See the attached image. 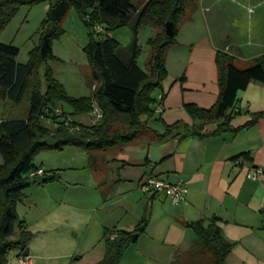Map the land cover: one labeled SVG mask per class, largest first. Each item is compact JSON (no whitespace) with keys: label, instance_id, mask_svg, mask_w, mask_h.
I'll return each mask as SVG.
<instances>
[{"label":"crops","instance_id":"obj_1","mask_svg":"<svg viewBox=\"0 0 264 264\" xmlns=\"http://www.w3.org/2000/svg\"><path fill=\"white\" fill-rule=\"evenodd\" d=\"M196 2L189 19L179 25L177 42L166 48L167 76L156 90L163 93L161 111L154 107L153 115L141 116L147 128L132 141L92 151L95 164L103 166V171L94 170L92 179L98 184V225L105 240L90 264L103 257L108 231L118 229L137 235L116 264H169L177 253L193 248L196 234L183 222L201 218H215L222 235L234 243L224 264H264V117L237 132L200 137L191 132L194 122L184 107L187 102L209 107L216 101L218 49L227 47L239 66L264 55V0ZM248 7L254 14L243 18L241 10ZM152 29L149 36L155 33ZM237 96L239 113L231 119L232 127L264 110V83L252 80ZM176 121L187 127L165 136L155 134ZM242 151L251 160L233 158ZM253 169H259L255 178L247 176ZM149 173L170 181L184 179L185 199L174 204L162 192H143L139 184ZM74 255L67 254L63 264H78L81 255Z\"/></svg>","mask_w":264,"mask_h":264},{"label":"trees","instance_id":"obj_2","mask_svg":"<svg viewBox=\"0 0 264 264\" xmlns=\"http://www.w3.org/2000/svg\"><path fill=\"white\" fill-rule=\"evenodd\" d=\"M42 1L45 0H0V32L18 6ZM48 1L37 43L29 49L26 61H17L18 46L0 41V97L3 104L26 105L20 116L0 117V264L7 263L11 248L24 250L32 235L22 220L18 221L17 229L14 226L18 219L16 203L22 197V190L37 180L44 182L57 178L55 171L30 175V171L38 167L33 163L34 155L41 149H61L68 144L88 151L106 150L132 141L146 129L141 116L154 113L157 102L154 92L161 88L167 76L166 48L177 42L179 25L189 19L197 5L196 0H146L142 4H134L132 0ZM70 7L76 10L88 35L83 49L90 66L89 83L95 85L90 96L78 98L67 94L47 63L55 58L52 43L64 32L62 22ZM167 21L173 22L172 35L165 33ZM96 24L102 26V32L95 31ZM128 24L132 28L131 39L122 45L111 32ZM143 26L155 28L154 35L146 40L149 52L145 68L137 62L142 51L138 31ZM42 64H45L43 88L37 76ZM215 64L218 95L214 104L209 107L193 102L184 104L194 122L190 130L200 137L224 131L237 132L264 117V110H260L253 112L241 126L232 127L230 123L239 113L230 110L237 105L238 91L245 89L252 80L264 83V55L239 66L233 55L218 49ZM100 84L102 90L98 92ZM93 99L103 111L102 120L97 124L86 125L70 119L66 125L54 110L68 102L73 113L85 114L90 111ZM64 114L70 118L65 110ZM46 120H50L52 126L46 125ZM75 124L79 128L71 129ZM209 124L214 127L208 129ZM182 126L187 127V123L165 124L164 131L155 134L165 136ZM239 157L251 160L247 151L239 152L233 158ZM183 223L192 227L196 234L193 248L187 252L188 256L177 253L169 264H224L234 243L222 235L216 219L201 218ZM112 231H115L113 237L110 236ZM131 234L132 231L121 229L108 231L104 255L94 264H116L131 241Z\"/></svg>","mask_w":264,"mask_h":264},{"label":"rangeland","instance_id":"obj_3","mask_svg":"<svg viewBox=\"0 0 264 264\" xmlns=\"http://www.w3.org/2000/svg\"><path fill=\"white\" fill-rule=\"evenodd\" d=\"M229 1L235 4L233 1L238 0ZM48 7V0L33 5L18 6L0 32L1 42H11L18 46L17 61H26L29 49L37 43L38 30ZM262 7L264 4L260 8ZM252 14L254 12L252 13L251 10H241L243 18ZM62 26L64 32L52 43L55 58L48 60L47 63L68 95L77 98L90 96L95 85L90 88V66L83 49L88 42V35L73 7L67 11ZM152 30L151 26H144L138 36L142 51L137 62L143 68L149 52L146 40ZM131 35L130 24L113 30V36L122 45L129 43ZM44 67L45 64H42L37 70L41 88L44 87ZM154 94L156 97L157 92ZM1 99L0 117L22 115L26 106L24 103L3 104ZM23 102L26 103V100ZM156 105L157 102L154 107ZM62 108L69 113L70 119L86 125L92 124L89 112L75 114L68 102H64ZM45 123L48 126L53 124L50 120H46ZM95 152L100 150H95L93 153ZM33 163L37 166L44 165L46 172L55 171L57 174L55 179L44 182L37 180L31 183L22 190V197L16 203L18 219L14 226L17 229L18 221L22 220L31 231L32 235L27 246L34 264H63L65 256L71 253L81 255L82 259L78 264H90L105 240L98 225L99 215L102 212L98 204L99 194L95 189L98 184L92 179L94 170L97 173L103 171V166L100 163L95 164L92 151L71 144L64 145L61 149H41L34 155ZM22 251L18 247L11 248L7 254L6 264H20L18 257ZM71 258L72 256H69V259ZM74 264L77 262L75 261Z\"/></svg>","mask_w":264,"mask_h":264},{"label":"built area","instance_id":"obj_4","mask_svg":"<svg viewBox=\"0 0 264 264\" xmlns=\"http://www.w3.org/2000/svg\"><path fill=\"white\" fill-rule=\"evenodd\" d=\"M248 10H251L250 7H248ZM96 32H102L103 28L101 25L96 24L94 27ZM226 48H223V50L226 51ZM157 105H156V110L161 111L162 106H161V101L163 100V93L159 92L157 94ZM55 113L57 115H59V119L64 120V123L66 125L69 124L70 118L65 117L64 114V109L61 106H57L55 107ZM231 111H239V108L237 107V105H235L234 107H232L230 109ZM89 114L91 116V120H92V124H97L101 121L102 117H103V112L99 106V104L97 102H95L94 100L91 103V108L89 111ZM79 126L78 124H75L73 126H71V129H78ZM259 170V169H257ZM256 169H253L251 171H249L247 173V176L251 177V178H255ZM44 169L42 167H37L34 170L30 171V175H34V174H38L41 175L44 173ZM140 188L143 192L146 193H157V192H162L164 194H166L167 196H169L170 200L172 201V203L174 204H179L181 203L184 199H185V195L188 191V186H187V182L182 179L179 178L176 181H170L166 178H162L159 177L157 175H154L152 173L147 174L146 176H144L141 181H140ZM115 235V231H112L110 236L113 237ZM18 261L20 264H32V260L30 255H23L20 254L18 257Z\"/></svg>","mask_w":264,"mask_h":264},{"label":"water","instance_id":"obj_5","mask_svg":"<svg viewBox=\"0 0 264 264\" xmlns=\"http://www.w3.org/2000/svg\"><path fill=\"white\" fill-rule=\"evenodd\" d=\"M172 32H173V22L172 21H167L165 23V33L167 35H172ZM101 90H102V84L99 85L98 92H101ZM140 229H143V226H140ZM136 235H137V232H134V233L131 234V240L132 241L135 240ZM22 254L23 255H28L29 254V247L28 246H26L24 248V250L22 251Z\"/></svg>","mask_w":264,"mask_h":264}]
</instances>
